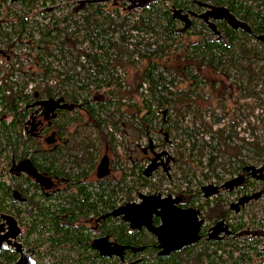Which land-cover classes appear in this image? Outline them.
Segmentation results:
<instances>
[{
    "label": "trees",
    "instance_id": "16d2710c",
    "mask_svg": "<svg viewBox=\"0 0 264 264\" xmlns=\"http://www.w3.org/2000/svg\"><path fill=\"white\" fill-rule=\"evenodd\" d=\"M58 1L0 0V57L8 58L11 66L21 55L27 59L14 80L8 78L14 75L11 67L5 82L0 83V157L8 161L7 166L12 155L16 161L27 160L58 178L82 177L93 168L104 138L109 143L114 141L107 130L110 127L124 129L132 139L160 131L171 138V145L178 139L173 144V159L188 182L190 174L184 169L181 152L185 141L190 156L201 157L207 148L203 166L208 171L203 173L206 179L210 175L219 178L214 170L216 164L223 167L225 163L217 161L222 152L229 168L233 167L230 158L241 150L250 152L256 161L264 159V145L257 141L238 138L240 144L228 142L232 136L237 138L231 127L238 121L227 129H212L210 124L194 119L189 125L184 123L187 113L196 117L201 107L198 101L203 98L198 91H215L224 79L231 81L242 96L263 103L264 92L253 81L262 78L264 88V0H63V5H57ZM175 10L186 18L174 14ZM223 11L240 26L232 27L226 17H221ZM203 13L206 19L199 16ZM19 46L24 51L16 52ZM129 69L133 70L130 82L126 78ZM35 94L58 100L67 108L60 112L56 124L59 137L66 140L59 152H40L34 139L23 134L28 113L24 105L30 104ZM245 104L254 107L250 99ZM219 120L215 115L213 123ZM72 125L75 133L71 135ZM199 126L208 135L198 141ZM166 139L157 138V142L166 143ZM150 141L148 138L145 147L134 152L147 157L145 149ZM226 148H231L234 155ZM197 163L201 169V161ZM235 167L234 171L240 168L248 175L245 180H250L252 174L247 171L251 166ZM132 168L128 172L132 182L124 181V173L116 182L90 188L80 185L79 195L60 194L54 198L58 203L43 201L33 189L26 206L11 195L13 189L20 191L21 179L10 178L7 171L5 179L0 172V213L15 218L22 230L20 241L36 247L38 257L50 256L53 260L49 264H119L116 258L101 256L89 246V238L94 236L91 230L73 224L89 214L95 217L105 209L111 211L120 192L128 201L130 194L142 187L157 189L143 169L138 168L134 175ZM229 180L227 185L243 179L236 176ZM203 188L210 189L203 186L181 191L185 204L193 206ZM251 195L239 197L238 204ZM202 201V219L224 217L229 212L220 198ZM238 204L229 207L238 209ZM241 217L234 224L211 221L210 226L203 225L198 242L167 257L156 255L148 233L130 230L120 218L107 215L96 234L123 245L126 261L140 258L135 264H251L252 251L256 256L261 251L252 244L255 240H238ZM211 225L216 226L215 236L206 233ZM258 234L264 236V232ZM13 259L8 252L0 254V264Z\"/></svg>",
    "mask_w": 264,
    "mask_h": 264
},
{
    "label": "rangeland",
    "instance_id": "374dc122",
    "mask_svg": "<svg viewBox=\"0 0 264 264\" xmlns=\"http://www.w3.org/2000/svg\"><path fill=\"white\" fill-rule=\"evenodd\" d=\"M56 4L63 5L64 3L63 0H60ZM4 8L5 4L2 5L1 9L3 10ZM138 11L139 10H136L134 12L136 13ZM55 14H58L57 10H55ZM250 42L256 43V40L250 39ZM21 47H16L15 51L22 52L23 48ZM9 61L10 60H7L8 63H10ZM32 67L33 66H31V68ZM1 71L2 69L0 67V72ZM2 72V76L3 78H5V75L8 71L4 70ZM132 73V69H129L127 71L126 78L128 77L127 80L129 82L130 78L132 77ZM261 79L262 78H256L253 81V84H255L257 89H261L262 92H264ZM230 82L224 79L222 87H219L217 90L212 92H209V89L207 88L198 91L199 95L203 98L202 100L198 101V104L201 107L198 109L196 117H194L193 113H187L184 117V123L189 125L192 119H194L197 123H199L200 120L204 121L208 125L210 124L212 129L220 127H225L227 129L230 126V123L238 121V123H236L234 126L232 125L231 127L237 134V138L232 136L228 141L230 142V144H240L241 141L238 138H243L244 140H253L257 141L259 144L264 145V96L261 99L263 100V103H260L255 98L242 96L239 89L237 87H234L232 84L230 85ZM99 94L100 93H96V95ZM248 99H250V101L254 103L253 109L245 104V101H247ZM215 115L220 118L219 122L217 123H213V118ZM202 127L203 126H199L198 129V133L196 136L198 141L200 140V138L206 139L208 135V133L205 132V129ZM107 130H110L109 133L112 135L114 141L109 143V140L105 137L99 153V156H101L106 150L109 156L108 164L110 165V168H112L111 175H107L108 177L106 176V182L119 181L124 173L126 174L124 181L132 182V180L130 179L133 176L128 173L130 171V168L133 167V173L134 175H136L139 169L144 170L146 167L151 165L152 169L147 173V177L150 182H153L158 188V190L154 191L151 187H142L137 191H133L130 194V199L128 201H125L124 193L120 192L116 196V204L119 205L125 202L138 201V193H140V195H147L156 192L165 195L170 191L172 193L180 194L181 191L184 192L188 189L192 191L199 190L203 186L214 188L216 192L215 194H211L207 197L205 195V197H203L202 193H200V195L198 194L199 198H197L196 203H200L203 198H205L207 201H213L217 198H220V200L223 202V208L225 210L229 208V212H227L226 216L224 217H212L208 220L205 217V219H203L204 225L208 226L211 221H217V223L219 222L221 224L222 222L226 224H234L238 216L241 215V222L243 223V226L241 230L238 231V234H241L238 240H247L251 242L254 240L257 241L256 243L252 244H254L256 250L261 251V254L256 256L252 251L251 264H258L260 262L264 263V236L258 234L259 232H264V168L261 167L264 165V159L261 162L256 161L250 152L244 150H241L240 153L236 155V157L232 156L230 158V164L234 167V169L236 168L235 166L252 167L251 170L247 171L251 172L252 174L251 175L249 173L251 175L249 176L250 180H245L248 178V175L244 174V172H242L240 168L234 171L233 167H227V158L226 156H223L224 159L221 157V154L225 155L222 152L220 155H218L217 161L219 163L221 161L225 163L223 167L222 165L220 166V164H216V169L214 170L219 178L217 179L213 175H210V178L206 179L203 177V173L208 171L203 166L205 165L206 161L205 154L207 148L203 149V155L201 157L197 156L196 154L190 156L189 152L185 150L187 147L185 141V149H180L183 154L184 169L187 170L188 174H190V180L188 182L181 177V173L178 169L179 163L174 161L173 159V144L178 141V139H176L171 145V138L169 136H164L163 131L158 132L159 134L150 133L146 137L141 136L137 139L135 137L132 139L133 135L131 136V134H128L124 129L120 128L119 130H114L110 127ZM87 131L90 132L91 130ZM156 137L159 139L167 138L166 143H158ZM148 138L151 139V141L149 142L151 148L154 150L155 154L158 155V157H152L153 161H150L151 159H148V157H144V154L140 155L133 151V148L135 146H137L138 148L145 147ZM158 144L161 145L157 146ZM225 150L229 154L234 153L231 148H226ZM235 159H240L242 163H237ZM197 160H200L202 163L201 169L199 168ZM7 162L8 161L6 159L0 157V172L2 174V177L5 179L8 178L6 175ZM92 170L94 169L92 168L90 171ZM93 175L94 174L92 173L91 177ZM159 176H161V178H159ZM236 176H239L243 180L237 184L234 182L229 185L226 184L230 181L229 178H234ZM253 176H259L260 179H255V177ZM247 182L252 183L249 184ZM250 194H252L250 198L248 197L238 204L237 199L239 197ZM232 203H237L238 209L236 207L234 209L230 208L229 205ZM90 233L91 235L94 234L92 230ZM219 235L223 236V233L220 232ZM234 235L236 234H233L232 236ZM30 238H33V235ZM226 238H228V236H226ZM52 260L53 259L50 256H41L37 259V264H47Z\"/></svg>",
    "mask_w": 264,
    "mask_h": 264
},
{
    "label": "flooded vegetation",
    "instance_id": "af4514ba",
    "mask_svg": "<svg viewBox=\"0 0 264 264\" xmlns=\"http://www.w3.org/2000/svg\"><path fill=\"white\" fill-rule=\"evenodd\" d=\"M24 90L26 92L27 88ZM34 96H35V99L30 104L24 105V109L27 110L28 113H27V116L24 120L25 122L23 123V128H22L23 134H28L29 136H31L34 139L35 145L38 147V150L40 152H48V153L59 152L61 147H63L65 145L66 140H62L59 137L58 128H57L56 124H57L60 112L67 110V108L63 106L62 102L60 103V101H58V100L50 99V100L54 101V105H53L51 111L47 112L46 107L43 104H41V101H44L46 98H38L36 96V94ZM69 132L71 135L75 133L74 125H72V127L69 129ZM134 149L138 150V147L135 146L133 148V151H134ZM145 151H146L145 153H148L147 157H148V159H151L150 161H153L154 157H158V155L155 154L154 150L151 148L150 145H149V148L147 150L145 149ZM104 157L107 159V161H106L107 172L105 171L106 173L99 175V171L101 169H98V168L100 167L102 159ZM108 157L109 156L105 150L103 152V154L101 156H99L98 159L96 160V162L93 166L94 170L90 171L88 174H86L82 177L67 179L65 177H63V178L55 177V176L51 175L50 172L46 171L45 168H39L36 164H35L36 166H34L32 164L33 168H31L30 171L28 169H22L21 170L20 169L21 168L20 167L21 161L19 162V161L14 160L13 156L11 155L9 165L7 166V172L9 174V177L14 178V179L20 178L21 180H19V181L22 182V186H21L22 189L20 188V191L14 190V189L12 190V192L13 191L18 192L19 199H15L14 197H12V198L15 201H18L20 203H25L24 206H26V203L28 202V197L32 194L33 189H36V192H37L36 196L37 197H41V199L43 201L44 200L45 201L50 200L53 203L59 202L58 199H54V198L59 196L60 194H62V195H64V194H66V195H79L78 186H80V185L90 188V185L96 186L99 183H106V178L108 176H110L111 172H112V168H110V165L108 164V160H109ZM92 173L94 175L91 177ZM152 190L155 191V190H158V188L152 189ZM206 191H208V194L206 195V197L211 195V194L216 193L215 190L212 188L206 189ZM12 192H11V195L13 196ZM155 194L160 195V197L171 196L172 198L176 199L175 205L178 208L192 207L198 211V217H199V219L202 220V224H201V227L199 229V239H198V241H199L201 239L200 231L204 225L203 219L201 218V214H202L201 210L202 209L200 208L199 204L203 203V201H201L200 203L194 202V204L192 206V205H186L185 204V202H186V200L184 199L185 197H183V194H181V193L180 194H177V193L171 194V193L167 192L165 195H163V194L155 192ZM137 196H138L139 200L133 201L135 203L140 201V193H138ZM202 196L205 197L203 189H202ZM204 199L205 198H203V200ZM120 205H122V204H119V205L115 204L113 209L119 207ZM113 209H111V211ZM108 212H110V211H107L105 209L103 211H100L98 213V216H95V217H93L91 214H89L86 217L78 218V220L73 224V226H75V225L82 226L83 225L86 228H88L89 230H92L94 232V234H93L94 236L90 237L89 241H88V244L90 247L92 246V242L94 241V239L104 237L102 235H97L96 233H98L99 226L102 223L101 221H104V219L107 217L106 213H108ZM112 218H120L121 219L120 216L112 217ZM151 223L153 224V226H158L159 225V218L152 215ZM127 226H128V228H130L128 224H127ZM215 229H216V226L211 225V227L207 228L206 233L210 234L211 236H215L217 233V232H213ZM20 230H21V227H20ZM130 230H135L137 232L144 231V232L148 233L153 240L152 246H154L156 248L157 242H156L155 237L151 233L147 232L145 228L135 227V228H130ZM21 233H22V230L17 237V241H19L21 243L23 253L30 254L31 258L34 260V264H37V259L40 258V257H38V254H37L38 249L36 247H31L29 245H26L22 241H20ZM108 240L113 241L110 238H108ZM11 249L12 248L8 246L6 249L1 250V252H8L14 256V259L11 260L8 264H12L18 258V254H16L15 252H12ZM1 252H0V254H1ZM175 252H177V251H175ZM156 255L160 256V255H158V249L157 248H156ZM169 255H167V256H169ZM167 256H160V257H167ZM114 258H116V257H114ZM116 259L118 260L119 264H121L119 259L118 258H116ZM139 260H140V258H136V259L130 260V261H126L124 259L125 262H133L132 264H135ZM47 264H49V263H47Z\"/></svg>",
    "mask_w": 264,
    "mask_h": 264
},
{
    "label": "water",
    "instance_id": "95a60500",
    "mask_svg": "<svg viewBox=\"0 0 264 264\" xmlns=\"http://www.w3.org/2000/svg\"><path fill=\"white\" fill-rule=\"evenodd\" d=\"M210 8L213 9V7ZM216 11L219 13L220 10L216 9ZM174 14L181 18H186L185 16H180L178 10H175ZM199 16L205 18L206 14L203 13ZM221 17H226L232 27L240 26V23L225 11H223ZM209 25L212 26L210 23ZM41 104L46 107L47 112H50L54 101L48 99L41 101ZM106 161L107 159L104 157L98 168L101 169L99 175L107 172ZM20 164L21 168H19L21 170L28 169L30 171L33 168L32 164L27 160L21 161ZM151 167L149 165L143 170L144 175H147L152 169ZM203 191L206 196L208 191L204 188ZM12 194L15 199H19L18 192L13 191ZM175 202L176 199L171 196L160 197V195L155 193L140 195L139 202H126L108 212L106 215L111 217L120 216L130 228H145L156 239L158 255L167 256L172 252L181 251L185 247L196 243L199 239V229L202 224V220L199 219L196 209L192 207L178 208ZM152 215L159 218L158 226H153L151 223ZM20 232V227L13 216L0 213V252L9 246L12 248V252L18 254V258L12 264H34V260L30 254L23 253L22 245L17 241ZM92 248L101 256L118 258L121 264L133 263L124 261L123 253L125 247L108 240L107 236L94 239Z\"/></svg>",
    "mask_w": 264,
    "mask_h": 264
},
{
    "label": "built area",
    "instance_id": "2783aa9c",
    "mask_svg": "<svg viewBox=\"0 0 264 264\" xmlns=\"http://www.w3.org/2000/svg\"><path fill=\"white\" fill-rule=\"evenodd\" d=\"M22 51H24V49ZM12 54H14V55L16 54V52L14 51V49H13ZM7 60H9V59L8 58H4L3 56H1L0 57V67H1L2 71H4V70L8 71V69H10L11 67H13L14 68V73H13L14 75L9 76L8 78L10 80H14L15 77L17 76L16 73L20 70V68L23 67V66H26L25 64L27 62V59L24 58V55H21L19 57L18 62L14 63L12 66L10 65V63L7 62ZM2 71L0 72V83L5 82V78H3V76H2V73H3ZM31 87H32L31 84L27 86L28 89L31 88ZM5 93H8V91H6Z\"/></svg>",
    "mask_w": 264,
    "mask_h": 264
}]
</instances>
